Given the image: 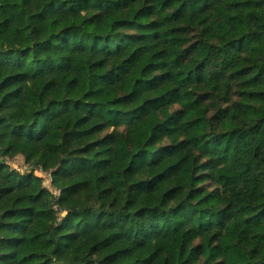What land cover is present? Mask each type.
<instances>
[{
	"label": "trees",
	"instance_id": "16d2710c",
	"mask_svg": "<svg viewBox=\"0 0 264 264\" xmlns=\"http://www.w3.org/2000/svg\"><path fill=\"white\" fill-rule=\"evenodd\" d=\"M0 264H264V0H0Z\"/></svg>",
	"mask_w": 264,
	"mask_h": 264
},
{
	"label": "rangeland",
	"instance_id": "374dc122",
	"mask_svg": "<svg viewBox=\"0 0 264 264\" xmlns=\"http://www.w3.org/2000/svg\"><path fill=\"white\" fill-rule=\"evenodd\" d=\"M19 158H20V169H21V168H23V166H25V163H24V158L22 156H20ZM50 181H51L50 174L45 175L44 176V184L48 187H51ZM51 189L56 196H59V194H60L59 190L53 189L52 187H51ZM56 209H57V206H56ZM65 214H66V212H60L59 213L60 217H63Z\"/></svg>",
	"mask_w": 264,
	"mask_h": 264
},
{
	"label": "built area",
	"instance_id": "2783aa9c",
	"mask_svg": "<svg viewBox=\"0 0 264 264\" xmlns=\"http://www.w3.org/2000/svg\"><path fill=\"white\" fill-rule=\"evenodd\" d=\"M55 208H56V206H55Z\"/></svg>",
	"mask_w": 264,
	"mask_h": 264
}]
</instances>
